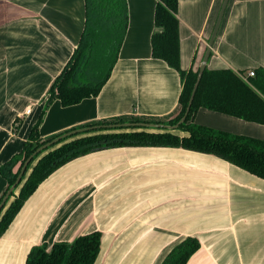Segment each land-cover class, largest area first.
<instances>
[{
  "label": "crops",
  "instance_id": "crops-1",
  "mask_svg": "<svg viewBox=\"0 0 264 264\" xmlns=\"http://www.w3.org/2000/svg\"><path fill=\"white\" fill-rule=\"evenodd\" d=\"M221 2L178 0L183 70H198ZM126 4L109 78L77 104L52 101L38 127L42 139L100 121H159L178 112L179 74L151 55L156 0ZM83 25L84 0H0V167L21 152ZM206 67L264 68V0H228ZM193 122L264 140V124L205 108ZM5 187L0 173V196ZM93 231L101 234L94 264H160L188 236L200 247L185 264H264V179L181 147L97 150L38 185L0 236V264H25L34 245Z\"/></svg>",
  "mask_w": 264,
  "mask_h": 264
},
{
  "label": "trees",
  "instance_id": "trees-1",
  "mask_svg": "<svg viewBox=\"0 0 264 264\" xmlns=\"http://www.w3.org/2000/svg\"><path fill=\"white\" fill-rule=\"evenodd\" d=\"M178 0H156L154 25L150 38L151 55L176 70L181 81L179 109L166 121L106 120L88 124V130L70 134L34 155L21 181L0 210V236L38 185L67 162L85 154L112 147L162 146L212 154L264 179V140L234 134L196 124L193 117L199 108L234 116L245 121L264 124V68L254 76L230 68L204 69L185 120L175 130L146 127H110L124 122H155L177 124L183 116L197 78L192 69L180 66ZM126 0H84V25L70 58L50 85L45 108L32 127L21 152L0 167L6 187L0 202L15 182L24 161L41 145L76 128L42 139L38 127L47 106L58 100L62 106L79 103L96 96L110 76L127 27ZM97 126V127H96ZM82 128V127H80ZM101 234L93 231L78 234L72 241L34 245L27 253L25 264H94ZM200 247L196 237L188 236L174 245L160 264H185Z\"/></svg>",
  "mask_w": 264,
  "mask_h": 264
},
{
  "label": "water",
  "instance_id": "water-1",
  "mask_svg": "<svg viewBox=\"0 0 264 264\" xmlns=\"http://www.w3.org/2000/svg\"><path fill=\"white\" fill-rule=\"evenodd\" d=\"M227 3H228V0H222V2H221V5H220L219 11L217 13L213 28L211 30V34H210L209 40L207 42V46H206L205 52L203 54L202 61L200 62L199 66H198L197 78H196V81L194 83L192 92L190 94V97H189V100H188V103H187V106H186V110H185L183 116L181 117V119L178 121V123L174 124V125H166V124L155 123V122H133V123L124 122V123H119V124H111V125H109L110 127H134V126H138V127H146V128H153V129L164 128V129H167V130H175L178 127L179 123H181V122H183L185 120V118H186V116H187V114L189 112V109H190V106H191V103H192L196 88H197L198 83H199V80H200V78H201V76L203 74L204 69L206 68V63H207L208 58L210 56L212 45H213V42H214V40L216 38V34H217L218 28L220 26V23H221L225 8L227 6ZM89 128L90 127H82V128L71 130L69 132H65V133H63V134L51 139L50 141L46 142L45 144L41 145L40 147H38L24 161L23 165L21 166V168H20V170H19V172L17 174L15 182L9 187V189L7 190V192L5 193V195L3 196V198H2V200L0 202V210L4 206V204H5L6 200H7V198L9 197V195L14 191V189L17 186V184H19V182L21 181L22 176L24 175V173L26 171L27 165L29 164V162L31 161V159H32V157L34 155H36L37 153H39L41 150L45 149L46 147L54 144L55 142H57L61 138L66 137L67 135L80 133V132L88 130Z\"/></svg>",
  "mask_w": 264,
  "mask_h": 264
},
{
  "label": "built area",
  "instance_id": "built-area-1",
  "mask_svg": "<svg viewBox=\"0 0 264 264\" xmlns=\"http://www.w3.org/2000/svg\"><path fill=\"white\" fill-rule=\"evenodd\" d=\"M254 70H249L248 72H247V76H254ZM27 112H29V109L27 110Z\"/></svg>",
  "mask_w": 264,
  "mask_h": 264
},
{
  "label": "rangeland",
  "instance_id": "rangeland-1",
  "mask_svg": "<svg viewBox=\"0 0 264 264\" xmlns=\"http://www.w3.org/2000/svg\"><path fill=\"white\" fill-rule=\"evenodd\" d=\"M136 118H132V119H127V120H123V121H130V120H135ZM139 120V119H138ZM162 121H166V120H162ZM80 128V127H79ZM78 129V128H76Z\"/></svg>",
  "mask_w": 264,
  "mask_h": 264
}]
</instances>
